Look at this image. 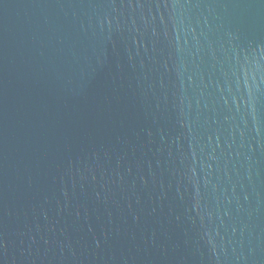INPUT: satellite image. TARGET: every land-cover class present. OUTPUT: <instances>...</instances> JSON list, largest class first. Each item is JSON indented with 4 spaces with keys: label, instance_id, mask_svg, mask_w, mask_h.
Masks as SVG:
<instances>
[{
    "label": "water",
    "instance_id": "water-1",
    "mask_svg": "<svg viewBox=\"0 0 264 264\" xmlns=\"http://www.w3.org/2000/svg\"><path fill=\"white\" fill-rule=\"evenodd\" d=\"M0 264H264V0H0Z\"/></svg>",
    "mask_w": 264,
    "mask_h": 264
}]
</instances>
